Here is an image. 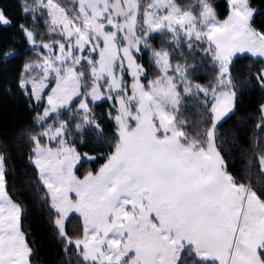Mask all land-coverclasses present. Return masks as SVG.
Instances as JSON below:
<instances>
[{"label": "snow or ice", "instance_id": "1", "mask_svg": "<svg viewBox=\"0 0 264 264\" xmlns=\"http://www.w3.org/2000/svg\"><path fill=\"white\" fill-rule=\"evenodd\" d=\"M15 2L23 22L0 2V33L27 47L0 35V95L33 115L0 134V264H42L33 213L56 264H264L257 0L223 19L211 0ZM245 57L260 66L237 72ZM257 90L251 131H225Z\"/></svg>", "mask_w": 264, "mask_h": 264}, {"label": "trees", "instance_id": "2", "mask_svg": "<svg viewBox=\"0 0 264 264\" xmlns=\"http://www.w3.org/2000/svg\"><path fill=\"white\" fill-rule=\"evenodd\" d=\"M3 5L10 10V14L14 15V24L23 22L20 18L18 7L16 5L15 0H0ZM213 3L218 4L219 8H217V12L220 13V18L223 19L226 16L224 12L225 0H212ZM257 5L261 9H264V4L259 3L257 0ZM257 21H264V15L257 16ZM3 36L5 42H10L13 38L19 43L12 44V47L17 49L26 48L27 45L23 43L22 37L19 35L18 29L14 26L7 29L6 31L0 33ZM24 57L20 59L14 60L11 65L8 67V71L15 72L18 70L19 66L22 64ZM259 67L260 65L256 63L255 58L245 57L236 62L235 70L237 72H246L249 67ZM260 93L259 91L246 93L243 99V104L240 107L239 114L233 117L232 120H229L227 124L224 125L225 131H235L234 128H230V126L234 125L235 121L244 118L248 120L249 127L244 128L242 131L248 132L251 131L252 126L254 125V121L251 119V114L254 109L261 103ZM96 111L99 113L103 111L102 108H97ZM33 114L26 110L23 100L16 99L15 97L0 95V134H3L7 139L2 142L8 143L15 136L17 131L24 127L26 124L30 123L31 116ZM11 147L14 151L20 150V145L12 143ZM88 148H82L81 151H88ZM100 151H107V149H101ZM100 161L99 163H102ZM17 165H19L20 161H16ZM99 163L95 166L98 167ZM88 167H91L89 165ZM78 173V175L82 174ZM39 214L33 213L30 219L33 221V229L36 233L35 238L39 242L40 246V261L42 264H56L57 254H58V245L56 242L49 236L48 232L43 227V222L38 219Z\"/></svg>", "mask_w": 264, "mask_h": 264}, {"label": "rangeland", "instance_id": "3", "mask_svg": "<svg viewBox=\"0 0 264 264\" xmlns=\"http://www.w3.org/2000/svg\"><path fill=\"white\" fill-rule=\"evenodd\" d=\"M211 2H212V0H211Z\"/></svg>", "mask_w": 264, "mask_h": 264}]
</instances>
